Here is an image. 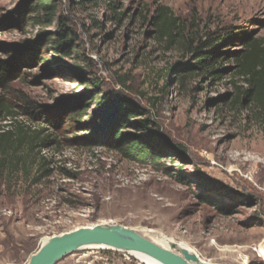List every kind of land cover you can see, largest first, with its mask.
Wrapping results in <instances>:
<instances>
[{"label":"rangeland","instance_id":"1","mask_svg":"<svg viewBox=\"0 0 264 264\" xmlns=\"http://www.w3.org/2000/svg\"><path fill=\"white\" fill-rule=\"evenodd\" d=\"M39 1L0 0V56L21 70L0 89L17 112L0 118V132L22 134V153L47 140L32 155L51 169L38 183L36 167L29 179L0 177V264H27L44 238L95 224L126 225L160 245L171 237L212 262L264 264V113L235 102L246 86L235 57L249 40L264 46V0ZM161 8L178 19L173 40L158 33ZM62 22L75 35L67 56L50 49ZM95 33L82 52L78 43ZM210 39L218 78L190 71L193 49ZM110 92L135 106L123 149L98 143L86 125ZM72 107L79 122L66 115ZM144 119L148 128L135 124ZM131 143L154 155L138 159L126 151ZM57 264L145 263L102 248Z\"/></svg>","mask_w":264,"mask_h":264},{"label":"trees","instance_id":"2","mask_svg":"<svg viewBox=\"0 0 264 264\" xmlns=\"http://www.w3.org/2000/svg\"><path fill=\"white\" fill-rule=\"evenodd\" d=\"M50 0H40L36 5H41L46 8H53ZM91 0H77V4L88 3ZM160 17L156 20L158 33L161 37H167L170 40L175 39L177 30H179L178 19L168 14V8H161ZM92 29L100 27L98 22L92 23ZM85 28H89L87 25ZM58 37L54 39L50 49L55 52H60L61 55L67 56L72 50L71 40L75 39L74 33L66 28L65 23L59 25ZM89 34H92V31ZM96 33L91 35L87 41H81L78 46L82 52H85L96 43ZM225 38H221L223 42ZM212 40L203 41L193 49L194 62L190 67L191 72H201L218 78L221 76L222 66H218L220 55L215 52L216 42ZM215 40H213L214 42ZM247 49L242 54L235 57L238 64V74L244 78L246 86L238 87V93L235 97V102L241 106L250 105L256 108L259 112L264 113V46L259 39H252L246 42ZM214 47L213 49H209ZM217 65V67H215ZM21 70L11 59L0 56V89L8 87L12 82L20 76ZM128 106V102L116 93H105L97 107L93 110L90 120L86 125L94 130H98V143L109 144L113 149H123L121 145L127 141L126 135L121 137V129L124 122L131 117L130 110L134 108ZM29 113L36 114L41 112L30 106ZM133 113V112H132ZM12 115L17 116V112L13 111L8 102L0 95V118L3 120L9 119ZM68 119L72 122H79L81 113L76 112L74 107L67 112ZM149 120H136L135 124L148 128ZM109 131V132H108ZM109 133V138L105 140V134ZM108 135V134H107ZM47 144V140H43L40 144L30 143L29 151L22 153L21 150L25 147V140L22 134L18 137L13 136V132H0V177L21 174L29 179L33 169L40 172L38 178L34 182L38 183L43 177L51 175V169L47 159L40 154L33 156L32 152L36 148H40ZM173 150L181 154L183 157L188 155V150L183 144H171ZM129 153L135 154L138 159H144L143 155H154L151 152L144 150L142 146L131 143L126 148ZM154 157V156H153Z\"/></svg>","mask_w":264,"mask_h":264},{"label":"water","instance_id":"3","mask_svg":"<svg viewBox=\"0 0 264 264\" xmlns=\"http://www.w3.org/2000/svg\"><path fill=\"white\" fill-rule=\"evenodd\" d=\"M105 245L110 249L142 252L162 264H224L202 259L179 242L169 247L148 239L137 229L121 224H95L54 234L42 242L38 251L30 256L27 264H57L64 257L89 245Z\"/></svg>","mask_w":264,"mask_h":264},{"label":"bare ground","instance_id":"4","mask_svg":"<svg viewBox=\"0 0 264 264\" xmlns=\"http://www.w3.org/2000/svg\"><path fill=\"white\" fill-rule=\"evenodd\" d=\"M150 231H153V230H150ZM159 236H160V235H159ZM159 236H157V237H159ZM161 236H162V235H161ZM162 240H163V242H164V244H163L162 246H165V247H169L170 244H171L172 242L175 241L174 238H171V237H164V236H162ZM46 241H47V237L44 238L42 242L45 243ZM179 244H180L182 247L189 248L190 250H192V251L198 253L194 248H192V247H191L188 243H186V242H181V241H180ZM260 247H261V250H260V251L263 252L262 254H264V245H263V246L261 245ZM102 248H110V247L105 246V245L94 244V245H89V246L82 247L81 249H102ZM120 251H121V250H120ZM129 253L132 254L133 256H135L136 258H138L140 261H142V262L145 263V264H162V263L159 262L158 260H156V259H154V258L150 257L149 255H146V254H144V253H142V252L130 251ZM198 254H199V253H198ZM199 255H200V254H199ZM200 257H201L202 259H204L201 255H200ZM243 264H247L246 259L243 260Z\"/></svg>","mask_w":264,"mask_h":264}]
</instances>
